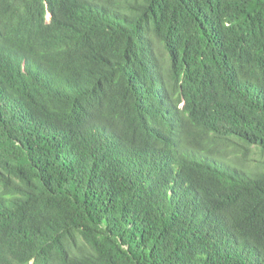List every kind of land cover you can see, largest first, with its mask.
<instances>
[{"label": "trees", "instance_id": "1", "mask_svg": "<svg viewBox=\"0 0 264 264\" xmlns=\"http://www.w3.org/2000/svg\"><path fill=\"white\" fill-rule=\"evenodd\" d=\"M0 264H264V0H0Z\"/></svg>", "mask_w": 264, "mask_h": 264}, {"label": "rangeland", "instance_id": "2", "mask_svg": "<svg viewBox=\"0 0 264 264\" xmlns=\"http://www.w3.org/2000/svg\"><path fill=\"white\" fill-rule=\"evenodd\" d=\"M48 17H49V16H48ZM232 139H234V140L237 141V142L242 141L240 138H238V137H236V136H233ZM232 166L238 168V169H239L240 171H242V172H243V171H246L245 169L242 168L243 165L240 164V163H233V162H232ZM245 166H247V164H245Z\"/></svg>", "mask_w": 264, "mask_h": 264}]
</instances>
